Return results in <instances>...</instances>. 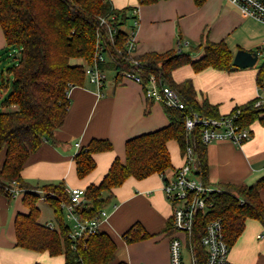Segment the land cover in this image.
<instances>
[{"label":"trees","instance_id":"16d2710c","mask_svg":"<svg viewBox=\"0 0 264 264\" xmlns=\"http://www.w3.org/2000/svg\"><path fill=\"white\" fill-rule=\"evenodd\" d=\"M139 1L151 4L159 0ZM195 1L197 4L204 2ZM131 12L115 9L111 0H0V29L7 44L2 51L7 54L15 50L21 52L19 63L1 72L2 77H9L7 83L4 80L0 83L1 99V91L8 93L2 99L0 110V198L14 199L9 192L14 184L24 193L23 204L29 213H20L15 220L17 246L20 248L49 252L51 256L64 255L65 264H111L115 259L117 243L104 231L79 241L73 247L62 208L63 204L71 202L65 182L33 185L23 178V170L30 157L44 142H55V134L64 125L69 112L70 90L85 85L86 66L94 64L97 54L98 31L113 56L109 66L117 72V83L123 79L125 70L138 69L144 87L155 76L160 85L170 87L180 96L186 109L182 112L164 106L170 120L167 127L127 141L125 162L116 158L103 181L86 188L87 203L77 208L83 218L97 217L111 203L113 191L128 179L143 180L155 174L164 175L171 169L170 141L178 143L183 158L189 147L195 149L198 173L209 184L208 145L202 141L201 126L188 134L186 115L197 113L207 118H220L241 111L239 120L243 127L251 129L256 121L264 125V105L256 106L259 98L222 115L217 106L206 99H198L192 80L183 83L174 81V71L184 66H191L196 73L207 69L237 70L233 65L234 54L225 41H206L197 49L204 52L198 58L182 51L135 57L142 64L138 68L126 48L128 33L124 27L132 20ZM112 16H116L112 23L118 29L114 40L107 28L100 27V18ZM78 60L84 64L75 63ZM109 66L102 65V68ZM257 69V84L264 88V63ZM113 148V144L106 139H93L82 148L74 158L78 178L83 180L96 170L95 155ZM219 188L221 192L212 196V211L206 217L200 216L197 223L194 241L201 254V234L213 220H222L230 248L242 236L249 220H256L264 226V203L261 198L264 178L253 185L220 183ZM41 195L54 212V229L40 223ZM172 227L171 220L167 228L170 234ZM149 237L150 234L140 224L134 225L123 236L129 244Z\"/></svg>","mask_w":264,"mask_h":264},{"label":"crops","instance_id":"0c3cea01","mask_svg":"<svg viewBox=\"0 0 264 264\" xmlns=\"http://www.w3.org/2000/svg\"><path fill=\"white\" fill-rule=\"evenodd\" d=\"M111 3L117 10H138L136 57L182 51L198 58L204 52L197 49L206 41H225L235 57L239 50L257 53L264 42V24L249 17L230 0H204L201 4L195 0H159L151 4L111 0ZM6 45L0 29V51ZM111 68L105 69L106 72ZM257 68H237L232 72L207 69L196 73L191 66H184L174 71L173 78L177 83L192 80L198 99L208 100L218 107L220 114L227 115L237 106L264 98V88L257 84ZM69 98V112L55 134V142H44L23 170L24 180L33 185L61 181L67 189L99 185L116 158L125 162L128 140L170 124L164 105L148 101L144 86L125 79L117 83L116 76L105 81L101 92L87 78L85 85L70 90ZM250 130L251 139L241 147L227 141L208 145L211 186L253 185L264 178V125L256 121ZM93 139L109 140L114 148L95 155L96 170L81 180L74 158ZM168 148L173 167L165 174L170 176L184 165V158L176 141H170ZM113 193L114 198L105 208L108 218L101 225V231L109 233L117 243L111 264H170L167 237L171 235L167 228L173 209L164 192L163 176L130 178ZM23 198L24 193L12 200L0 198V264H65L64 255L51 256L49 252L17 246L16 217L29 213ZM261 198L264 203V190ZM136 224L150 237L129 244L123 236ZM230 260L234 264H264V226L260 222L246 223L244 233L231 248Z\"/></svg>","mask_w":264,"mask_h":264},{"label":"built area","instance_id":"2783aa9c","mask_svg":"<svg viewBox=\"0 0 264 264\" xmlns=\"http://www.w3.org/2000/svg\"><path fill=\"white\" fill-rule=\"evenodd\" d=\"M237 5L249 17L264 24V0H230ZM116 16L111 18H100V27L107 28L109 36L114 40L118 29L113 26ZM133 25L128 33L126 48L133 58L135 66L140 68L141 62L135 57L136 52V30L139 25L138 10L131 12ZM102 33L98 31L97 54L93 65L86 66V75L90 83L96 85L101 92L107 80L106 70L102 65L111 63L113 56L108 50V46L103 42ZM260 53L264 54V42L260 47ZM125 80L144 86L143 78L139 70H125L122 73ZM146 99L159 102L170 108L185 111L186 106L180 96L170 87L160 85L155 76H152L149 83L144 87ZM264 105V98H259L257 107ZM241 111H237L229 116L220 118H207L200 114L186 115L185 127L189 135L201 126V138L205 145L215 142H231L237 147H241L251 139L250 129L243 127L240 123ZM1 115V111H0ZM198 157L193 147H189L185 153L184 165L173 175H162L164 179V192L172 205V232H171V264H234L230 260L231 248L225 238V227L222 220H213L207 224L203 234H201L200 246L202 254L198 253L194 236L197 231L199 218L206 217L213 209L212 196L215 192H221L207 184L199 175ZM9 190L13 198L23 193L17 184ZM71 202L63 204L67 225L69 226V237L77 243L89 236L101 231L102 223L108 218L106 209L94 219H85L78 213L77 208L87 203L86 189H67ZM50 229H54L53 224H47Z\"/></svg>","mask_w":264,"mask_h":264},{"label":"rangeland","instance_id":"374dc122","mask_svg":"<svg viewBox=\"0 0 264 264\" xmlns=\"http://www.w3.org/2000/svg\"><path fill=\"white\" fill-rule=\"evenodd\" d=\"M131 28H132V24H131V20H130L129 25L124 27V30H127L130 32ZM233 50H235V49H233ZM257 53L259 56V60L255 66L256 68L261 66L264 63V54L260 53L259 50H257ZM8 54L3 53V51H0V83H2V80H4L7 83L8 78H9L7 75L2 77L1 72L8 67H12L14 65H17L21 59V52L19 50H15V51L10 52ZM75 63L84 64V62L82 60L75 61ZM106 73H107V80L114 78L117 74L116 70L113 68L109 69ZM10 79H12V77H10ZM1 92H2V99H4L8 95V93H6L5 91H1ZM2 99L0 97V110H1ZM11 110H13V109H11ZM39 207L41 210L40 223L50 224V222H52L56 228L54 212L51 209V207L48 205V203L46 202L44 195H41V199L39 201ZM167 238H168V241L171 243L172 237L168 236ZM169 258H170V264H171V252H169Z\"/></svg>","mask_w":264,"mask_h":264},{"label":"water","instance_id":"95a60500","mask_svg":"<svg viewBox=\"0 0 264 264\" xmlns=\"http://www.w3.org/2000/svg\"><path fill=\"white\" fill-rule=\"evenodd\" d=\"M258 60V53L239 50L234 57L233 65L238 69H248L255 67Z\"/></svg>","mask_w":264,"mask_h":264}]
</instances>
